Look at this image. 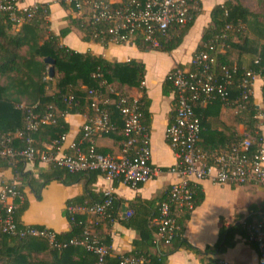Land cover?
<instances>
[{
	"label": "trees",
	"instance_id": "trees-1",
	"mask_svg": "<svg viewBox=\"0 0 264 264\" xmlns=\"http://www.w3.org/2000/svg\"><path fill=\"white\" fill-rule=\"evenodd\" d=\"M188 1H197L198 10L193 12V20L186 27L177 28L169 38H162L159 48H152L142 41H138L136 47L141 51L163 53H172L177 50L201 13L200 0ZM256 1L258 7L263 9L262 12H254L246 8L240 0H228L224 5L216 7L212 14V26L204 31L202 43L196 52L197 54L207 51L204 45L222 35L228 26L233 29L230 32L227 31L230 37L226 41L227 47L223 53L207 51L216 58L219 65L216 73L221 78L223 76L220 74L219 67L226 66L233 71L236 70L229 99L223 101L219 97L216 99L204 97L192 101L195 115L200 119L202 125L198 147L205 154L222 151L227 146L240 145L246 140L252 143L249 152L252 157L258 155L263 147L264 137L260 127L264 125V121L258 117L261 111L255 105L253 98L246 102L242 101L239 89V81L246 72L242 65L243 56H252V59H257L253 62L250 70L264 79V0ZM50 14V5L39 4L33 11V18L19 25L10 19L8 13L0 11V135L16 137L18 132L25 131L27 114L25 110L18 107L23 105L30 108L36 107V114L44 116L50 113L55 121L53 125H42L35 133L30 134L34 139V148L39 152H45L44 144L51 145L69 134L70 125L66 122L67 116L88 115V118L94 116L95 113L91 108L92 100L89 96L90 90L102 93L104 99L118 102L119 97L111 93V88L114 87H116V92L121 95L128 94L126 89H137L144 94L141 100L143 103L142 122L147 128H150V101L145 96L142 86L146 72L145 65L136 60L121 63L109 61L90 52L71 51L62 44V40L70 34L71 30L64 29L60 34L52 32L48 19ZM75 24L83 33L85 41L108 46L110 38L105 34H98L100 29H95L90 22L80 20ZM96 34L99 36L95 37ZM234 55H237V58L234 59ZM47 59L55 62L53 77L49 73L51 64L46 62ZM163 90L165 94L172 91L176 96L175 88L168 79ZM71 97L73 100L69 103ZM223 106L239 108L240 113L236 116V122L245 126L246 134L244 136L232 132L230 128L227 131L231 132L228 133L204 131L208 125L210 111ZM106 108L110 113L111 123L116 128L115 131L107 135L117 134L120 128L123 130L124 126L121 114L115 104H110ZM262 114H264V110ZM122 130L120 134L124 141ZM96 137L98 136H95L94 139ZM206 145H209V150ZM11 146L18 150L26 148L24 140L16 138ZM87 146L90 147V144ZM95 149L98 154L106 156L104 152L98 150V147ZM202 149L208 150V152H204ZM37 161L38 159L35 162ZM29 163L33 162L0 157V170L11 169L16 178H19L20 181H28L27 185L35 191L36 188H43L54 180H61L67 185H73L78 183L83 176H87L92 183L97 175L95 172L86 173L87 175L83 173L71 174L65 169L52 167L50 172L41 175L43 183H38L24 171L25 166ZM15 187L21 195L14 201L13 216L18 229L24 230L33 227L46 230L45 227L26 226L22 223V217L28 210L29 203L26 199L24 200L25 195L21 187ZM195 190L194 205L196 207L202 202L203 195L198 186ZM111 196L113 204L108 209L107 221L115 219L114 213L120 203L114 195ZM86 199L77 198L69 202L66 217L71 225V230L63 234L56 233L58 243L69 244L73 239H84L88 230L85 217L79 214L73 216L70 214L69 208L90 207L102 204L106 200L104 195H95L92 192L87 199L90 200L89 204H86ZM164 201L165 199L153 201L137 199L129 204L128 214L130 215L123 221V224L129 229L135 230L139 238L134 241L132 252L124 255L125 257L141 259L144 264H167V259L171 254L183 249L195 251L203 256V264H218L212 256L222 255L229 248L234 247L237 235L246 237V224L258 222L264 218L263 201L260 206L253 205L251 207V216L243 224L228 229L222 226L218 245L202 252L192 247L184 238L183 226L190 219L193 210L175 214L178 230L176 235L170 239L169 244L165 238L159 237L160 225L158 222L154 224V221L160 219V209ZM4 213L5 210L0 205V215ZM177 214L181 216L179 217ZM100 224L95 226V233L100 230ZM95 233H92L94 239L98 240L100 244L112 248L110 237L100 239ZM42 255H48L50 258H41ZM98 262V255L83 247L69 246L66 249L58 250L51 248L49 243L42 239H18L0 233V264H98ZM104 264L121 263L119 257L113 256L111 251Z\"/></svg>",
	"mask_w": 264,
	"mask_h": 264
},
{
	"label": "built area",
	"instance_id": "built-area-1",
	"mask_svg": "<svg viewBox=\"0 0 264 264\" xmlns=\"http://www.w3.org/2000/svg\"><path fill=\"white\" fill-rule=\"evenodd\" d=\"M20 2L21 0H0V11L8 13L10 19L19 25L32 19L33 11L36 9V6L20 8ZM56 2L71 8L79 14L81 20L90 22L95 29H100L98 34L107 35L110 44L136 46L138 41H142L152 48H159L160 40L169 38L177 28L186 27L193 20V12L198 10V2L188 0H56ZM232 30L228 26L222 35L205 44V49L223 53L227 47L226 41L230 37L228 32ZM98 34L95 37H98ZM207 51L194 55L190 69L175 67L167 78L176 92V114L167 131V138L178 163L170 172L180 178V182L171 187L161 205V216L157 221L160 225L159 237L165 238L167 244L178 230L175 214L191 211L195 207L197 183L211 180L220 186L255 185L264 188V147H261L259 154L254 157L249 155L252 143L248 140L212 154H205L199 150L202 125L195 115L192 101L204 97L207 99L219 97L227 101L236 72L221 66L219 71L223 77L218 76L216 70L219 65L216 58ZM256 63L258 64V61ZM256 78L257 74L252 70L246 71L241 77L239 89L242 101L246 102L253 98V84ZM111 93L119 97L118 102L104 99L103 94L98 91H89L91 108L95 114L88 118L83 126V136L79 143L71 146V155H60L61 147L67 139L65 135L49 146L48 153L43 155L42 159L71 174L99 172L110 181H118L137 188L150 182L160 172L152 162L151 133L142 122V99L128 94H118L115 88H111ZM72 100L73 97L69 99V103ZM110 104L116 105L123 119L124 141L119 157L98 154L92 143L95 136L107 135L116 129L106 108ZM18 108L25 110L27 114L26 130L18 132L16 137L0 135V157L35 162L40 152L34 148V139L30 134L35 133L42 125H53L55 121L50 113L44 116L36 114V107L23 105ZM15 138L24 140L26 148L18 150L12 147ZM88 143L90 147L86 150L85 146ZM20 196L14 185L2 188L0 205L5 213L0 215V233L18 239H42L47 241L51 248L58 250L69 246L83 247L98 255V264H104L106 257L111 253V248L94 239L90 230H87L84 239H73L69 244L58 243L57 234L47 229L29 227L19 230L13 214L14 201ZM105 198L102 204L72 207L69 208V212L73 216L80 212L93 215L97 217L94 223L97 226L108 219L107 212L113 204L109 193L105 194ZM245 231L247 241L257 248L261 264H264V218L246 224ZM119 260L121 264H144L143 260L135 257L119 256Z\"/></svg>",
	"mask_w": 264,
	"mask_h": 264
},
{
	"label": "crops",
	"instance_id": "crops-1",
	"mask_svg": "<svg viewBox=\"0 0 264 264\" xmlns=\"http://www.w3.org/2000/svg\"><path fill=\"white\" fill-rule=\"evenodd\" d=\"M227 1L200 0L201 13L184 38L182 45L172 53H163L141 51L136 46L109 43L105 47L99 43L87 42L83 33L75 26V23L80 22L81 18L71 8L59 5L56 0H21L20 8H31L39 4L50 5L51 14L48 19L51 31L60 34L62 30L70 29V34L62 40V44L71 51L90 52L109 61L121 63L136 60L145 65L143 88L145 96L150 101L151 126L148 129L151 133L152 162L154 167L160 171L157 177L137 188L118 181H110L105 175L95 172L97 175L92 183L87 176H83L78 183L73 185H67L61 180H54L43 188H36L35 191L27 185L28 181H20L19 178H16L11 169L0 170V194L4 186H18L21 187L25 195L24 200L26 199L29 203L28 210L22 217L24 225L45 227L47 230L58 234L67 233L71 230V225L66 217L70 201L77 198L88 199L91 192L95 195L104 196L109 193L114 195L120 203L115 210L116 213H114L115 219L100 222L101 228L97 233L94 229L97 217L84 212H80L79 215L85 217L88 230L95 233L97 237L100 239L110 237L112 239L111 251L113 256H124L132 252L133 243L139 238V235L135 230L129 229L123 224V221L129 216V204L137 199L144 201L164 200L167 198L171 187L180 182L179 176L170 172L177 166L178 159L167 138V131L176 114V96L172 91L165 94L164 84L175 67L191 68L192 59L202 43L204 31L212 26L214 9L224 5ZM240 2L246 8L257 12L255 2L253 4H251V0H240ZM235 58L237 55H234ZM256 60L252 59V56H243V69L245 71L250 70ZM114 88L116 89V87ZM263 89L264 79L257 76L253 84V99L261 111L258 117L264 121V114H262L264 110ZM126 91L134 98L142 99L144 97V94L137 89H126ZM239 113V108L226 106L220 107V109H212L207 120L208 125L204 131L226 133L232 131L244 136L246 134L245 126L236 122V116ZM87 120L88 115H69L66 117V122L70 125V132L61 147V156L72 154L71 146L81 140L83 126ZM229 128L231 131H227ZM121 130L122 128L113 135H97L98 137L92 142L94 147H98V150L104 152L106 156L119 157L123 144ZM260 130L264 137V125L260 127ZM89 144H86V150ZM49 146V144H44L46 151L40 153L37 162L27 164L24 169L25 173L29 174L30 178L37 180L38 183L44 181L41 177L42 174L50 172L51 168L55 167L42 159V156L48 153ZM262 146L264 147V141ZM206 148L209 150V145H206ZM208 150L203 151L208 152ZM83 174L87 175L86 173ZM21 175L24 176V174ZM197 186L200 188L203 200L194 207L190 219L183 226V232L185 240L192 247L202 252L218 245L222 226L228 229L243 224L251 216V207L253 205L260 206L264 201V189L255 185L236 186L231 184L220 186L211 180H204L197 183ZM89 203L90 200H87L86 204ZM155 223L157 220L154 221ZM235 241L234 247L229 248L222 255L212 256V258L217 260L218 264L221 262L226 264H261L257 248L249 243L246 237L237 235ZM41 258L49 259L50 257L42 255ZM203 258L195 251L182 249L171 254L167 259V264H203Z\"/></svg>",
	"mask_w": 264,
	"mask_h": 264
},
{
	"label": "water",
	"instance_id": "water-1",
	"mask_svg": "<svg viewBox=\"0 0 264 264\" xmlns=\"http://www.w3.org/2000/svg\"><path fill=\"white\" fill-rule=\"evenodd\" d=\"M46 62L49 63V64H51V66H50V70H49V73H50V75L53 77L54 74H55V68H54V64H55V62L52 61L51 59H47Z\"/></svg>",
	"mask_w": 264,
	"mask_h": 264
},
{
	"label": "rangeland",
	"instance_id": "rangeland-1",
	"mask_svg": "<svg viewBox=\"0 0 264 264\" xmlns=\"http://www.w3.org/2000/svg\"><path fill=\"white\" fill-rule=\"evenodd\" d=\"M251 1H252L251 4H253V2H255L257 12H262V11H263V9H260V8L258 7V5H257V1H256V0H251ZM40 153H41V152H40Z\"/></svg>",
	"mask_w": 264,
	"mask_h": 264
}]
</instances>
